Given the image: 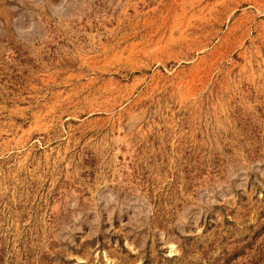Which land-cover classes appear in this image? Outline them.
Segmentation results:
<instances>
[{
    "label": "rangeland",
    "instance_id": "obj_1",
    "mask_svg": "<svg viewBox=\"0 0 264 264\" xmlns=\"http://www.w3.org/2000/svg\"><path fill=\"white\" fill-rule=\"evenodd\" d=\"M0 264H264V0H0Z\"/></svg>",
    "mask_w": 264,
    "mask_h": 264
}]
</instances>
